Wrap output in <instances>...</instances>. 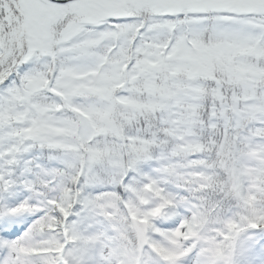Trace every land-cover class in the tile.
Returning <instances> with one entry per match:
<instances>
[{"label": "snow or ice", "instance_id": "6c2138e0", "mask_svg": "<svg viewBox=\"0 0 264 264\" xmlns=\"http://www.w3.org/2000/svg\"><path fill=\"white\" fill-rule=\"evenodd\" d=\"M0 264H264V0H0Z\"/></svg>", "mask_w": 264, "mask_h": 264}]
</instances>
